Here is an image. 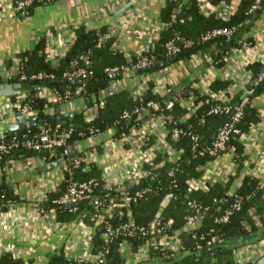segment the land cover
Instances as JSON below:
<instances>
[{"label": "trees", "instance_id": "obj_1", "mask_svg": "<svg viewBox=\"0 0 264 264\" xmlns=\"http://www.w3.org/2000/svg\"><path fill=\"white\" fill-rule=\"evenodd\" d=\"M62 0H33L22 11L17 13L26 16L31 15L37 6L45 4H56ZM218 3L224 0H210ZM254 0H242L238 9L222 19L214 14H206L202 11L199 0H165L160 11V20L165 27L160 31L157 38L148 50L141 55L132 54V61L142 56L152 58V63L139 72H151L155 62L163 61L165 64L175 63L181 59H190L198 52H207L216 66L224 63L223 49L227 45L225 37L219 36L206 42H200L191 47H182L177 53L168 54L166 42L180 35L184 38H199L204 32L216 27L249 26L259 11L263 8L264 0L253 9ZM107 25L92 27L89 29L79 28L75 32L72 43L64 55L59 58L58 63H52L48 55L46 38L42 36L36 44L21 53V64L18 73L12 81H20L23 92L28 96L24 102L31 107L30 115L39 118L47 117L42 123L48 126H56L63 122L62 128L72 125V131L66 138V145L56 150L54 157L49 161L65 157L64 178L54 189L47 192L46 198L41 202L44 210H53L56 220L61 223H69L82 220L94 226L95 232L92 238L93 252L103 250L105 261L102 264H128L121 252V244L124 240L130 243L133 251L149 240L150 235L141 233L132 235L119 234L110 242H105L100 234V227L104 222H111L117 226L122 221L133 218L136 224L149 226L157 217L164 220L171 218L172 224L167 233L178 234L182 248L176 252L163 253L159 248H149V258L139 264H256L253 261L238 262L235 259V250L245 244L254 243L264 238V180L244 173L239 185L234 188V180L241 174L244 162L248 159L243 141V134L251 131L252 127L260 121L257 109L252 102L256 95L264 93V78L254 81L251 88L253 93L247 104L240 122L237 123L239 133L234 134L229 142L233 147V162L237 164V170L225 181H211L205 178V166L217 156L228 153L220 152L210 155L205 150L213 140L216 132L229 119L234 106L240 101L242 93L231 94L229 92L228 80L216 78L211 81L210 89L216 93L215 98L200 92L194 84V80L187 83L177 92L173 88L168 94H160L154 90L155 83L150 80L147 90L138 97H134L127 89H122L109 94L107 88L113 79L121 78L122 72L106 73V67L121 66L127 64L128 56L116 48V37H102L106 34ZM230 44H236L234 38ZM214 46V47H212ZM81 55H88L90 63L87 66L92 74L81 82L85 86V97L90 96L101 100L102 105L98 113L90 120L85 119V110L73 113L72 116L56 119L57 104H46L44 97L39 95L42 87H55L60 92L66 89H74L78 80H66L63 73L84 66ZM78 63L73 65L72 61ZM248 70L253 73V78L264 72V61L256 60L249 62ZM44 73L43 78H33V74ZM21 75H25L21 78ZM16 96H12L15 98ZM101 98V99H100ZM225 98V100H221ZM184 99H191V107L183 104ZM173 102L172 107H167V102ZM92 101V102H93ZM68 102L67 105H70ZM217 105H224L219 111H212ZM139 108V112L135 110ZM127 111L130 117H123ZM162 114L166 118V126L183 128L178 139H172L170 133L166 139L169 144L180 151L176 161L167 158L166 153L156 152L152 158L153 164L144 163V168L149 174L142 176L133 186L125 185L130 194L142 190V195L130 202L129 206L113 208V212L105 213L99 211L95 206V200L105 206L111 201L120 203L122 201V189L117 186L108 187L103 178L102 169L95 162L86 163L80 160L75 165L74 158L80 159V155L68 158L66 146L75 141L86 138L97 133L107 132L113 138H119L130 134L133 127H140L150 116ZM172 115V118H168ZM39 123L19 128L18 130L3 133L4 140L9 142L17 137L19 145L10 152L0 150V161L22 155H47L43 150H30L21 142L32 138L39 131ZM197 135L198 146L193 147V136ZM1 140V139H0ZM156 143L153 136L145 137L143 148L150 147ZM125 145H129L128 143ZM201 166V168H200ZM170 171L173 172L170 175ZM192 178H203L207 188H196L191 182ZM91 182L89 198L72 205L56 202L67 189L69 182ZM20 197L14 193L7 182L0 183V211H6L11 205L18 202ZM239 200L240 205L233 208L234 202ZM194 203L200 208L197 222L192 228H186V217L195 213ZM226 208L232 212L227 221H215V217L222 214ZM123 214L120 215L119 212ZM160 237V236H158ZM218 237L222 241H213ZM200 245V248L198 247ZM20 259L14 258L11 253L0 254V264L20 263ZM71 260L65 259L62 254H57L48 260V264H71Z\"/></svg>", "mask_w": 264, "mask_h": 264}, {"label": "crops", "instance_id": "obj_2", "mask_svg": "<svg viewBox=\"0 0 264 264\" xmlns=\"http://www.w3.org/2000/svg\"><path fill=\"white\" fill-rule=\"evenodd\" d=\"M13 2L0 0V67H10L21 58L24 50L32 48L42 36L46 38L47 50L56 52L49 56L52 63H58L57 53L68 50L79 28L107 25L103 37H116V48L129 56L138 54L143 48H150L165 27L160 20L165 0H62L56 4L37 6L31 15L26 16L13 10ZM241 2L199 0L202 11L222 19L234 13ZM125 4H130L129 8L117 14ZM233 38L236 44H240L239 50L232 52L227 46L221 66H216L211 56L201 51L190 59L168 63L148 73L124 72L121 78L113 79L110 86L116 85L118 91L127 89L131 94H138L134 96L138 97L147 90L150 80L155 83L154 90L162 94L171 88L177 92L190 80H194L193 84L200 92H206L210 90L212 80L221 78L230 82L228 89L231 94L240 92L244 95L245 88L255 81L246 65L256 60L264 61V5L249 26L238 27ZM245 42L247 45H244ZM252 104L257 109L260 121L252 127L255 131L247 142L248 159L241 174L234 180V188L239 185L244 173L264 180V93L256 95ZM84 105L86 99L78 98L70 105L60 106L63 107L62 112L69 113L85 110ZM15 117L0 121V133L5 132L7 124L15 121ZM162 130L161 119L152 115L135 132L138 138L153 136L158 144L165 141ZM127 143L128 146L121 144L117 138L104 132L79 139L73 145L76 155L84 157L86 163L92 161L99 165L106 183L128 184L130 182L123 181L124 172L133 170L143 160L136 142ZM169 147L171 145L166 146ZM53 161H41L37 155H22L0 161V183H9L20 197L8 210L0 211V254L9 252L20 259L21 264H48L50 257L57 254H62L73 264L77 256L88 251L92 242L94 226L82 220L58 222L53 210H44L41 206L47 192L63 180L65 159L41 169ZM231 169L235 173L237 164L233 162L231 153H223L206 164L205 178L225 181ZM262 256L264 246L261 243H248L236 251L238 262L253 261L257 264Z\"/></svg>", "mask_w": 264, "mask_h": 264}, {"label": "built area", "instance_id": "obj_3", "mask_svg": "<svg viewBox=\"0 0 264 264\" xmlns=\"http://www.w3.org/2000/svg\"><path fill=\"white\" fill-rule=\"evenodd\" d=\"M33 0H14L13 2V10L15 12H23L22 10L29 4H31ZM262 0H254L253 3V9L256 8L261 4ZM236 31V27H216L207 30L204 32L199 38L193 39V38H184L180 35H176L175 38L169 40L166 42V49L168 54L177 53L181 50L182 47H191L193 45H196L200 42H206L211 39H214L219 36L225 37V39L229 42L234 37V33ZM103 37V36H102ZM240 44H230L229 49L232 52H237L239 50ZM244 45H247L246 42ZM149 48H143L142 51L148 50ZM138 52L137 55H141V52ZM56 54V52H52L51 50H48V55L53 56ZM58 54V61L61 56L64 55V52L57 53ZM80 58L82 59L84 66L78 67L76 69H73L71 71H65L63 73L66 80H83L84 78H88L92 71L87 68V66L90 63L88 55H81ZM127 64H123L121 66H113V67H106L105 72L106 73H113L120 71L122 73L124 72H139V70L144 69L146 66L150 65L152 63V58H148L147 56H142L138 58L136 61H132L131 55L128 56ZM56 63V62H55ZM78 61L74 60L72 61V64H77ZM21 64V58L16 60L10 67L1 66L0 67V82H10L12 81V78L15 77L18 73V69ZM45 75L44 73L40 72L37 74H33V78H43ZM25 75H21V78H24ZM262 78H264V72L260 73L255 81H259ZM85 86L84 84L78 83L74 89H66L64 92H60L55 87H42L39 91V95L41 97H44L46 100V104H57V105H64L68 102H71L75 99H82L85 97ZM169 91V90H168ZM168 91H165L164 94H168ZM205 94H209V96L215 98L217 96L216 93L212 92L211 89L202 92ZM253 93V89L251 86H247L244 91V95L241 97L240 101L234 106L233 110L230 113L228 121L219 128V130L216 132L213 140L207 146V148L204 150H200V154L208 153L210 155H216L220 152L229 151L228 153L234 154L233 147L229 145L230 140L234 136V134L239 133V128L237 127V123L240 122V119L243 116L244 110L247 106V104L250 101V96ZM133 96L138 94H132ZM28 96L27 93L22 92L18 95H16L15 98L12 97H2L0 98V121L5 122L7 118L10 116H17L21 114H30L31 107L24 102L25 98ZM218 97V96H217ZM221 100H225V98H221ZM183 104L187 105L188 107H191V99H184L182 101ZM102 99L96 100L91 103V106L85 109V119L90 120L93 117H95L98 113L99 107L102 105ZM173 102L169 100L167 102V107H172ZM224 105H217L212 108V111H219L220 108H222ZM136 112H139V108L135 110ZM156 118H160L163 125L162 133L165 137V141H160L158 144L152 145L147 148H143L142 145L144 144V138L140 137L138 138L137 133L135 132L138 127H133L130 130V134L124 135L122 137L117 138L118 141L121 144H126L127 142H136V147L139 149V153L141 154V160H143L140 164H137V166L133 167L132 169H129L124 172L123 181L127 182H133L136 184L139 179L142 176H145L149 174V170L144 168V163L148 162L149 164H153L152 158L155 155L156 152L160 151L162 153L167 154V158L173 161H176L179 157L180 151L176 150L172 146L169 148H166V146H170L169 142L166 140L167 135L170 133V137L172 139H178L179 135L183 132V128L180 127H174L172 129H169L166 126V118L162 114H155L153 115ZM123 117H130V113L125 111L123 113ZM172 115H169L168 118H172ZM63 122H59L56 124V126H48L44 123H41L39 126V131L34 135L32 138H28L23 140L21 143L26 146V148L30 150H43L47 152V155H37L38 158L41 161H48V158L54 157L56 155V150L60 146L66 145V138L69 135V133L72 131V125L69 124L68 127L62 128ZM255 131L254 128L251 129V131L247 134H243L240 138L245 147V152H248L247 148L249 149L248 140L252 138L251 134ZM100 133H97L98 135ZM138 138L139 140H136ZM193 147L198 146V136L194 135L193 137ZM0 150L3 152H10L14 147L19 145V140L17 137H13L12 140L7 142L4 140L3 133H0ZM80 160H84V157H80V159L74 158L75 165L79 163ZM87 162V161H85ZM92 162V161H91ZM65 163V162H64ZM236 164V163H235ZM201 168V166H200ZM228 172V171H227ZM231 172V173H230ZM230 175L234 173V170L231 169ZM170 175L173 174L172 171L169 173ZM229 175V176H230ZM228 176V174H227ZM255 176V175H254ZM258 177V176H257ZM63 178H64V167H63ZM104 178V177H103ZM260 179L262 177H259ZM105 180V179H104ZM212 181V180H211ZM213 181H219V180H213ZM191 182L196 188H207V184L205 182V179L203 178H192ZM91 182H78V181H71L68 184V187L66 191L58 198L56 199V202L72 205L80 202L83 199L89 198L90 192H91ZM106 183V182H105ZM108 187H114L117 186L120 189H122V201L120 203L117 202H110L108 205L102 204L100 201L95 200V206L99 211H103L105 213H111L113 212V208H118L122 206H129L130 202L136 200L139 196L142 195V190H138L134 192L133 194H130L128 191H126L125 185L126 184H111L106 183ZM191 206L194 207L195 213L193 215H189L186 217V228H192L193 225L197 222L198 214L200 213V208H197V206L194 203H189ZM240 205L239 200H236L234 202L233 208H236ZM232 212L231 208H226L224 212L218 216L215 217V221H227L230 214ZM120 215L123 214L122 211L119 212ZM172 219L169 218L168 220H164L163 217L157 216L149 226L144 225H138L134 221L133 218H129L126 221H122L117 226L112 225L111 222H104V224L101 225V238L105 242H110L113 238H116L119 236V234L124 235H132L135 233H141L143 235L149 236V240H147L143 245H141L136 251H133L130 243L127 240H124L121 244V252L123 256L125 257V260L128 264H136L140 262H144L149 258V248L151 246L159 248L163 253L171 251L176 252L182 248V244L180 242V239L178 237V234L174 233H167V229L170 228L172 224ZM160 236V237H158ZM222 241V239H219L218 237H213L212 240H208V243H211L213 241ZM262 244L264 246V238L254 242V244ZM253 244V243H251ZM200 248V245H198ZM93 245L92 242L89 245L88 251L84 254H81L77 256L73 264H102L105 261V252L103 250H99L97 252H93ZM236 251L235 250V259L236 258ZM237 261V260H236ZM18 264V263H13Z\"/></svg>", "mask_w": 264, "mask_h": 264}, {"label": "water", "instance_id": "obj_4", "mask_svg": "<svg viewBox=\"0 0 264 264\" xmlns=\"http://www.w3.org/2000/svg\"><path fill=\"white\" fill-rule=\"evenodd\" d=\"M129 6H130V4L123 5L118 10L117 14L126 11L129 8ZM229 45H230V42H227V45L223 49L225 50L226 47ZM163 66H165V63L163 61H158V62H155L152 67L154 69H160ZM78 82H81V80H78ZM117 91H118V88L116 85L115 86H109L107 88V92L109 94H111L113 92H117ZM22 92H23V86H22V83L20 81L0 82V98L16 96ZM85 99H86V105H84V109H87L88 107L91 106L92 101H91L90 96H87ZM62 110H63V107L58 106L56 108V112L59 115L54 116L53 118H56V119L66 118L68 116L69 117L72 116L73 113H75V112L65 113V112H62ZM47 119H48L47 117L39 118L37 115H30V114L17 115L15 117V121L7 124L6 130L13 131V130H18L19 128H24L25 126H30L31 124H36V123L41 124L43 121H45ZM66 151H67L68 158H74L76 156V150H75V147L73 144H68L66 146ZM62 159L64 160L65 157H62L59 160L58 159L54 160L53 162H49V163L43 165L41 167V169H47L52 165H56L58 163V161H61ZM133 185H134L133 182L127 184L128 187L133 186ZM257 264H264V256H262L257 261Z\"/></svg>", "mask_w": 264, "mask_h": 264}]
</instances>
